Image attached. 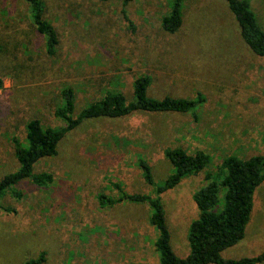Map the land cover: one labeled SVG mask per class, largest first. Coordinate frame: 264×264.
<instances>
[{
	"label": "rangeland",
	"instance_id": "374dc122",
	"mask_svg": "<svg viewBox=\"0 0 264 264\" xmlns=\"http://www.w3.org/2000/svg\"><path fill=\"white\" fill-rule=\"evenodd\" d=\"M56 29L57 53L48 56L44 37L28 21L22 0H0V180L18 169L13 139L25 144L26 125L63 126L54 112L60 90L75 95L74 116L106 92L132 99V84L148 76L147 95L203 102L188 113L134 112L118 119L84 121L67 133L54 157L35 173L52 182L23 181L19 198L0 200V264H24L45 254L44 264H159L158 232L148 203L102 207L99 195L156 198L139 161L155 184L172 174L166 149L209 156L206 168L159 196L174 254H189L188 231L198 219L194 194L209 183L224 158H264V58L253 54L224 0H183V24L163 31L172 0H43ZM251 9L264 30V0ZM122 9L125 13H122ZM264 252V182L253 196L243 239L221 252L223 259ZM264 264V263H261Z\"/></svg>",
	"mask_w": 264,
	"mask_h": 264
},
{
	"label": "trees",
	"instance_id": "16d2710c",
	"mask_svg": "<svg viewBox=\"0 0 264 264\" xmlns=\"http://www.w3.org/2000/svg\"><path fill=\"white\" fill-rule=\"evenodd\" d=\"M27 7L28 21L35 32L44 37L45 51L48 56L57 53L58 34L46 18V6L43 0H22ZM109 1V0H101ZM132 0H122L125 7ZM228 10L234 16L240 30V37L250 51L264 58V30L260 26L250 3L253 0H224ZM183 0H172L169 13L163 17L161 27L164 32L174 34L183 24ZM122 13L125 10L122 9ZM3 46L0 42V54ZM151 79L148 76L135 78L132 84V99L127 100L120 92H106L104 96L82 108L76 116L75 95L70 86L60 90L61 105L54 112L62 127H42L36 119L26 125L25 144L13 139L14 155L18 169L5 175L0 180V200L11 194L19 198L17 187L23 181L33 186L42 187L52 182L46 173H35L34 167L42 159L56 156L57 147L65 135L76 129L84 121L108 118L118 119L134 112L148 113H188L194 111L202 102L201 94L194 99L164 97L150 98L147 95ZM4 83L0 77V90ZM164 156L173 167V172L161 184H155L149 166L144 160L139 161L146 183L153 188L156 198L147 195L126 194L118 185V199L104 195L98 196L102 207L118 203H148L152 208L149 222L158 232L155 251L159 264H261L264 252L255 257L241 259H223L221 252L235 246L244 235L253 208V196L256 189L264 182V158L252 156L246 160L230 156L224 158L213 174H207V186L194 194L193 200L199 210L198 219L194 220L188 231L189 254L180 258L170 246V236L165 223L164 211L159 196L175 188L183 179L199 174L209 164V156L203 152L187 154L181 148L166 149ZM45 254L29 259L24 264H44Z\"/></svg>",
	"mask_w": 264,
	"mask_h": 264
}]
</instances>
